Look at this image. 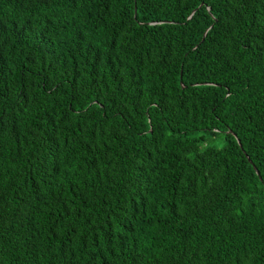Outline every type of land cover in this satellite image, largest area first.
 Here are the masks:
<instances>
[{"label":"trees","instance_id":"obj_1","mask_svg":"<svg viewBox=\"0 0 264 264\" xmlns=\"http://www.w3.org/2000/svg\"><path fill=\"white\" fill-rule=\"evenodd\" d=\"M0 264H264V0H0Z\"/></svg>","mask_w":264,"mask_h":264},{"label":"rangeland","instance_id":"obj_2","mask_svg":"<svg viewBox=\"0 0 264 264\" xmlns=\"http://www.w3.org/2000/svg\"><path fill=\"white\" fill-rule=\"evenodd\" d=\"M221 143H222V138H221V136L218 137L217 139H215V144H216L217 146H221Z\"/></svg>","mask_w":264,"mask_h":264},{"label":"water","instance_id":"obj_3","mask_svg":"<svg viewBox=\"0 0 264 264\" xmlns=\"http://www.w3.org/2000/svg\"><path fill=\"white\" fill-rule=\"evenodd\" d=\"M256 172L258 173V170H256Z\"/></svg>","mask_w":264,"mask_h":264}]
</instances>
